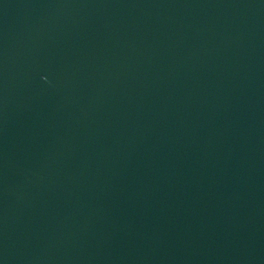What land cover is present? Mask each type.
I'll return each instance as SVG.
<instances>
[{"label": "water", "instance_id": "95a60500", "mask_svg": "<svg viewBox=\"0 0 264 264\" xmlns=\"http://www.w3.org/2000/svg\"><path fill=\"white\" fill-rule=\"evenodd\" d=\"M0 264H264V0H0Z\"/></svg>", "mask_w": 264, "mask_h": 264}]
</instances>
